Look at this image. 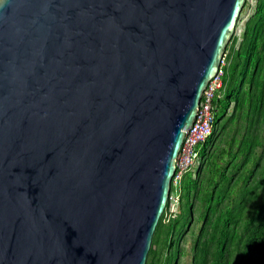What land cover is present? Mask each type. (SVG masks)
<instances>
[{
    "label": "water",
    "instance_id": "water-1",
    "mask_svg": "<svg viewBox=\"0 0 264 264\" xmlns=\"http://www.w3.org/2000/svg\"><path fill=\"white\" fill-rule=\"evenodd\" d=\"M246 0H0V264H146Z\"/></svg>",
    "mask_w": 264,
    "mask_h": 264
},
{
    "label": "trees",
    "instance_id": "trees-1",
    "mask_svg": "<svg viewBox=\"0 0 264 264\" xmlns=\"http://www.w3.org/2000/svg\"><path fill=\"white\" fill-rule=\"evenodd\" d=\"M235 37L214 99L213 131L200 147L196 175L187 172L179 183L181 219L162 229L169 199L146 264H179L184 235L192 236L191 264H264V0H257L238 47ZM159 242L167 251L150 260Z\"/></svg>",
    "mask_w": 264,
    "mask_h": 264
},
{
    "label": "built area",
    "instance_id": "built-area-1",
    "mask_svg": "<svg viewBox=\"0 0 264 264\" xmlns=\"http://www.w3.org/2000/svg\"><path fill=\"white\" fill-rule=\"evenodd\" d=\"M224 62V59L222 63ZM223 69L209 82L203 92L198 113L192 127L185 131L184 141L176 158V171L172 180L176 186L187 172H193L201 159L200 147L211 135L215 122L214 99L220 95L223 84Z\"/></svg>",
    "mask_w": 264,
    "mask_h": 264
},
{
    "label": "rangeland",
    "instance_id": "rangeland-1",
    "mask_svg": "<svg viewBox=\"0 0 264 264\" xmlns=\"http://www.w3.org/2000/svg\"><path fill=\"white\" fill-rule=\"evenodd\" d=\"M246 1H247V3L248 2L249 3H248V5H246V4L244 5L243 11L239 17L238 25H236L235 32H234L233 37H232V39L228 45H230L234 36H236L235 37L236 47H238L239 43H241V41L243 39V32H244L245 23H246L247 19L255 11L257 0H246ZM227 63H228V59L226 58V52H225L224 62L222 63L223 72H224L223 66L224 65L226 66ZM233 106H234V104H233V102H231V104L229 105V111H231L233 109ZM200 162H201V159L199 160V162L197 163V165L193 171L194 175H196L197 168H198ZM179 185H177V186L175 185L176 188L172 190L171 195L169 197L170 200H169V205H168V209H167L168 213L163 218V223L161 226L162 229H165L167 227L166 225L170 219H173V218L181 219L180 211L182 210L181 209L182 192L180 189L181 186L179 187ZM192 230H194L193 232H196L198 230V228L193 227ZM191 237L192 236H190V235H184L183 241L180 242L179 247H180V250L182 251V255H180V259L178 261L179 264H191L192 255H193V242L191 241ZM166 248L167 247L162 245L160 242H159V244L155 243V245L153 246L152 252H151L150 260H152L155 255H157V256L164 255L165 252L167 251Z\"/></svg>",
    "mask_w": 264,
    "mask_h": 264
}]
</instances>
